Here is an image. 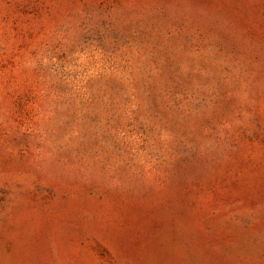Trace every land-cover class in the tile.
Returning <instances> with one entry per match:
<instances>
[{
  "label": "rangeland",
  "instance_id": "1",
  "mask_svg": "<svg viewBox=\"0 0 264 264\" xmlns=\"http://www.w3.org/2000/svg\"><path fill=\"white\" fill-rule=\"evenodd\" d=\"M0 264H264V0H0Z\"/></svg>",
  "mask_w": 264,
  "mask_h": 264
}]
</instances>
